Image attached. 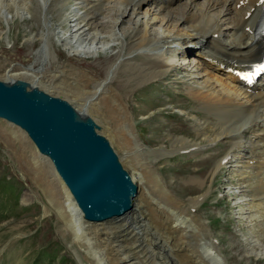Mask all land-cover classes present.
<instances>
[{
	"label": "rangeland",
	"instance_id": "rangeland-1",
	"mask_svg": "<svg viewBox=\"0 0 264 264\" xmlns=\"http://www.w3.org/2000/svg\"><path fill=\"white\" fill-rule=\"evenodd\" d=\"M17 1L8 7L5 0L0 7V80L10 77L30 81L29 77L22 75V72L29 70L39 75L42 88L83 110L80 96L76 98L75 95L65 93L62 87H69L72 91L77 88V84L81 88L84 77L89 76L91 80L87 88L92 89L97 81L105 79L107 68L115 64V73L109 85L117 93L119 102L124 105L122 106L129 116L131 135L140 145L139 152L142 155L139 152L138 155L135 154L133 150L126 155L109 138L108 128L114 124L110 123L112 121H104L103 115L107 116L109 113L106 105L96 104L100 109L96 111L94 104H88L91 112L87 111V114L101 126V132L121 157L124 168L129 174L135 171L138 173L141 171V163L149 164L160 187L177 202L178 210L192 211L191 204L193 203V207L195 204L198 210L194 213L187 212V216L202 225L206 234L204 237L209 243L214 242L213 245L225 264H264V211L259 205L264 204L261 202L264 201V195L256 196L260 199L259 203L253 200L255 198L248 193L242 178L244 171L247 186L248 181L255 178V169L252 168L254 161L248 164L249 167L246 162L250 157L248 150L254 135L245 130L240 138L231 139L235 145L241 141V144H248L246 147L234 148V144L222 136L208 141L220 133L221 114L210 111L201 104L202 101L199 100L200 103L193 96L197 89L214 86L232 97L237 92L239 94L236 98L246 101L230 82L232 80L226 78L225 72L211 66L213 72L209 73L206 63L194 51L188 52V56H181L183 45H178L181 49H176L172 44L171 56L175 58L176 65H169L155 76L147 75L148 72L141 69V65L144 68L145 63L143 55L152 57L156 53L151 51L150 44L141 51L136 48L137 35L133 36L129 23L122 28L127 29L125 38L119 35L117 27L120 22L119 10L123 8L121 0H54V4L48 5L45 15L48 31L43 27L44 9L41 0H30L28 10H23L22 13L19 11L20 15L16 14L15 5L19 6ZM184 1L186 0H178L173 6L182 7L186 5L182 4ZM196 1L197 5L193 6L196 10L206 9V0ZM154 6L152 0H147L138 8L137 22L140 29H146L151 35L175 30L176 21L162 20V15L158 14ZM215 11L211 14L216 13ZM183 26L186 24L178 27L182 29ZM75 28H81L80 31L85 33L83 37H88L86 41L93 39L107 42L109 48L93 56L76 54L75 38L71 39ZM43 30L44 35L48 34L47 56L44 55L45 52L38 51L42 45L40 34ZM191 46L194 44H189L190 49ZM58 81H61L60 88H57L59 85L54 86ZM105 90L102 86L97 88L90 102L99 101L109 94ZM8 124L25 134L14 124L0 119V127L7 128ZM26 138L29 140L27 136ZM20 144L25 147L26 152H21ZM184 144L198 145L205 149L178 155L177 149H183L181 147ZM232 148L244 151L247 157H243L242 151L231 152L233 157L225 166H220L221 155L230 152ZM30 150L36 151L30 140L10 143L0 131V264H32L34 259L36 264H113V251L123 255L124 264H153V260L158 264H165V261L168 264H184L179 254L181 249L175 243L176 247L170 248V242L168 244L161 235V231L166 233V230L158 228L156 218L166 216L163 208L167 199L161 195L153 196L158 204L147 195L150 206H146L144 202L138 203L142 200L139 194V200L136 199L131 209L134 213L130 212L118 220L79 223L78 219L77 226H81L79 229L83 235L79 240L74 238L73 229L63 225L56 207L49 201L48 193L42 189L41 181L36 179L38 175L30 170L29 162L25 159ZM164 150L177 152L168 154L163 153ZM37 156L42 155L37 152ZM49 175L52 182L61 189L63 186L59 184L55 173L49 172ZM240 190L243 191V197L232 199L235 191ZM17 191L19 199L15 200L13 195ZM218 193L223 196L219 197ZM201 203L203 204L199 207ZM216 216L221 220L214 224L212 219H216ZM84 222L87 223L85 226ZM178 223L187 225L181 218ZM187 229L191 230L193 226L188 225ZM196 237L195 234V239ZM195 244L198 249L201 248L199 242ZM154 248L156 254L150 255ZM158 250L162 255H158Z\"/></svg>",
	"mask_w": 264,
	"mask_h": 264
},
{
	"label": "bare ground",
	"instance_id": "bare-ground-1",
	"mask_svg": "<svg viewBox=\"0 0 264 264\" xmlns=\"http://www.w3.org/2000/svg\"><path fill=\"white\" fill-rule=\"evenodd\" d=\"M4 1L5 0H0V7L4 5ZM15 1L16 0H6L5 5L9 7L11 4H14ZM29 1L30 0H18L17 3H19V6L15 5V9L17 11L16 14H19V11L22 13L23 10H28L27 6ZM41 1L44 9L43 27H45V29L48 31V24L45 20V15L48 11V5L51 3L54 4L55 1ZM121 1L123 8L122 10H119L121 11L119 14L120 22L117 27L119 30V35H122L125 38L127 29L125 30L122 28H124L125 24L129 23L131 25V29L133 30V36L137 35L135 38L136 48L140 49L141 51L144 46L150 44L151 51L156 53L155 56L152 57L146 54L143 55L145 63H143L144 68H142L141 65V69L148 72L147 75L155 76L163 69L168 68L169 65H176L175 58L171 56V46L174 44L175 48L179 49L180 47L177 46L181 44L184 47L182 49L180 48L181 56H185L188 54V52L194 51L200 58L205 60V66L208 68L209 73L213 72L211 66H216L221 69L220 71L225 72L224 74L226 78L232 80L230 82L239 90L236 91L240 92L244 97L243 99H246V101L240 99L238 100L236 97L239 93L237 94V92L234 94V97H232L231 95L225 94L224 92L216 89L214 86L206 87V89H204V87H202V89H197L194 91L193 96L202 101L204 107L208 108L210 111H216L221 114L219 117V120L222 122L220 125V133L217 134L214 139L208 141H213L219 136H222L223 139L225 138L232 141L231 139L234 140L240 138L245 130H249L254 135V138L250 140L251 145L248 150L250 157L246 162L248 166V164L254 161L255 165L252 166V168L255 169V173L253 174L255 175V178L248 181V186L250 188L249 192L252 195L258 197L259 195H264V85H257L251 89L238 86L237 76L233 72L234 69L245 68L246 65L253 62L261 52V42L260 40H256L255 28L256 19L259 15L260 7L262 5L261 0H237L238 3L241 1L239 8H234L236 7L235 5H237L235 2H233L234 0H206L207 7L202 11H198L195 7H193L198 3L196 0H186L184 3H182L186 5L182 7L180 6L179 8L173 6V4L178 0H152V3L156 6L158 14L162 15V20L166 19V21H176L177 29L176 26H174L175 30L166 31L159 35H151L150 32L146 31V29L141 30L140 25L138 24L139 22H137L138 8L143 2H146L147 0ZM215 10H217V12ZM214 11L216 13L211 14V12ZM47 18L48 17H46V19ZM116 24L117 22H115V26ZM183 24H186V26H183L182 29L178 27ZM80 30L79 28H75L72 35L73 38L71 37V39L75 38L74 52H76V54H83L84 57L93 56L98 54L99 51H104L105 49L109 48V44L107 42L102 43L93 39H88L89 41H86L88 37L86 36L87 38L85 39L83 37L85 33L83 34ZM138 32L139 34H137ZM40 35L42 45L38 51H42V53L45 52L44 55L47 56L49 53L47 41L48 34L44 35L43 30ZM115 35L116 37L118 36V34ZM65 38L66 37L64 36V39ZM115 40L117 41L118 39L115 38ZM131 42H133V40ZM189 44H194V46H191L190 49ZM121 47L123 49V45H121ZM197 61L199 60L197 59ZM113 65L115 64H112L107 68L105 79L97 81L93 85L92 89L91 87L89 89L87 88V84L89 80H91L89 76L87 78L86 76L84 77L85 81L81 85V88H79L76 84L77 88L79 89L74 88L71 91L69 90L70 88L68 86V89L65 87H62V89H64L65 93H70L72 96L75 95L76 98L77 96H80L81 107H83L82 112H91V106L88 104H94L93 107H96V111L100 110L96 104L106 105L108 108L106 110H109L107 111L109 113L107 116L103 115L105 118V120H103L105 123L107 120L108 123L109 121H112L110 123L114 124V126L108 128L109 138L114 140L115 143L119 145L120 151L124 152L126 155L130 154V151L132 150L138 155L140 145L137 144V141L131 135L132 129H130L128 126L129 116L126 114V110H124V105L119 102L117 93H114L112 86L109 85L115 73L116 66L114 67ZM220 71L217 73L220 74ZM22 75L29 77L30 81L22 78L10 77L4 78L2 80L22 79L28 81L33 86H37L41 90L48 92V90H45L40 86L39 75H35L33 72H29V70L22 72ZM84 75L85 74H83V76ZM56 85H59L57 88H60L61 81H58L54 86L56 87ZM101 86L106 89L105 93L109 94L101 97L99 101H91V103V98L96 94L97 88H100ZM83 95L85 96L81 97ZM226 115H229L231 118H228ZM0 131L10 143H15V141L22 142V139L29 141L22 131L12 128L11 125H9L7 128L0 127ZM190 146L192 145H185L181 148H187ZM24 148L25 147L21 145L22 151L21 149L20 151H25ZM30 151V154L26 155L25 158L29 162L30 170L34 174L38 175L36 179L41 181L40 184L42 185V189L48 193L49 201L56 207V210L58 211L64 223L63 225L66 227L70 226L74 230H72L73 237L79 240L83 235V232L81 234V230L79 229L81 226H77L78 219L79 223H81L80 221L83 222L87 220L83 219V216L76 206L71 194L58 175L55 173L49 159L46 156L40 154L37 149L36 151L38 154L44 156L45 158L42 156H37L36 151ZM167 151L172 153L175 150ZM32 153H35V155ZM140 155H142V153ZM141 165V171L138 173L135 171V173L130 174L132 180L138 187L139 193L137 194L136 199H138L139 194V198H142V200L138 199V203L140 204L141 202H144L146 206H150L149 197H147V195L151 196L153 199L154 194L161 195L167 199V203L163 208L166 213V216H164L165 218H161L160 216L156 218L158 228H163L166 230V233L161 231V235L164 237L162 239L167 241L168 244L170 242V248H175L178 246L177 248L181 249L179 254L182 256L184 264H225L224 260L220 258L214 245L209 243L204 237L205 233L202 225H200V223H195L187 216V212L191 213V211H187L186 209L178 210L177 202L170 198L171 196L168 193H165L162 187H160V183L149 164L141 163ZM49 172H51V174L52 172L55 173L59 179V184L61 183L63 186L61 189L52 182L53 180L51 179ZM262 198L264 199V196ZM153 200L156 201L155 198ZM261 202L264 203V201ZM156 204H158L157 201ZM191 206L193 207V203ZM133 209L135 210L136 208ZM143 210L145 209L143 208ZM130 212L134 213L132 210H130L128 213ZM180 218L183 222H186L187 225L179 224L178 221ZM159 220L161 222H159ZM83 224L85 226L87 223L84 222ZM188 225H191V227L193 226V229H187ZM190 232H192L193 235ZM195 234L197 236L196 239ZM196 242H199L201 248L198 249L197 244H195ZM174 243L176 244L175 247ZM155 249L156 248L151 249L150 255H153V253L156 254ZM113 252L111 253V263L124 264L125 258L123 255L119 252H116V254L114 252L113 254ZM157 253L158 255H162L160 250H158ZM156 258L157 256H155L154 259ZM159 258L161 259V262H164L162 257ZM152 259L153 258H151V260ZM151 262L153 264H158L156 260ZM168 263V261H165V264Z\"/></svg>",
	"mask_w": 264,
	"mask_h": 264
},
{
	"label": "water",
	"instance_id": "water-1",
	"mask_svg": "<svg viewBox=\"0 0 264 264\" xmlns=\"http://www.w3.org/2000/svg\"><path fill=\"white\" fill-rule=\"evenodd\" d=\"M0 118L50 160L87 221L118 220L132 209L136 183L101 126L67 99L22 79L0 80Z\"/></svg>",
	"mask_w": 264,
	"mask_h": 264
},
{
	"label": "snow or ice",
	"instance_id": "snow-or-ice-1",
	"mask_svg": "<svg viewBox=\"0 0 264 264\" xmlns=\"http://www.w3.org/2000/svg\"><path fill=\"white\" fill-rule=\"evenodd\" d=\"M262 67H264V66H262Z\"/></svg>",
	"mask_w": 264,
	"mask_h": 264
}]
</instances>
